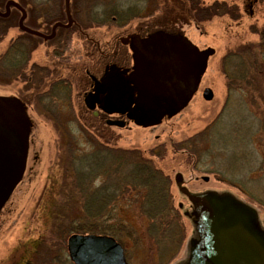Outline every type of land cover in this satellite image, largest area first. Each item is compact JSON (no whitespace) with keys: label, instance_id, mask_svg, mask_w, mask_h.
Here are the masks:
<instances>
[{"label":"rangeland","instance_id":"374dc122","mask_svg":"<svg viewBox=\"0 0 264 264\" xmlns=\"http://www.w3.org/2000/svg\"><path fill=\"white\" fill-rule=\"evenodd\" d=\"M29 1L32 4L24 8L14 5L20 4V0H0V95L26 93L29 85L23 74L27 70L30 78L31 66L37 63L44 68L42 74L46 75L47 70L49 84L61 77L69 82L72 105H75L78 76L85 74V67L93 65L95 60L94 67L98 69L100 59L109 52L114 56L113 61L120 63L128 49L122 44V38L131 34L148 37L171 33L189 40L199 49H216L205 75L214 98H203L190 107L173 131L170 126L160 127L153 134L146 130L113 128L112 141L99 139L100 132L83 112L74 109V115L69 117L67 103L65 108L62 106L61 125L55 122L58 139H51L54 126L36 116V129L45 140V150L37 164L42 172L30 178L28 191L17 201L18 206L11 205L14 212L11 223L15 221V224L0 233V264H73L68 256L67 238L89 232L113 236L124 244L128 264H178L186 256L184 244L189 224L182 216L173 185L169 186L170 180L162 179L159 183L160 179L155 178L157 173L154 178L151 173L144 176L140 166L143 160H148L151 169L156 166L168 176L180 170L190 177L192 169L202 174L193 167L191 148L182 145L187 154L174 147L178 149L180 142L193 136L196 142L193 150L204 154L209 147V144L202 147L206 133L210 141L213 139V150L226 153L228 159L224 162L219 156L211 159L209 165L215 170L210 173L211 180L191 186L234 189L240 198L258 209L264 226V131L258 126L262 123L264 128V0H65L72 7L70 18L79 25L80 32L76 28L68 33L65 29L58 30V36L60 33L64 36L62 54L55 51L58 42H41L21 28L28 23L27 12L35 10L40 15L36 25L47 30L44 26L48 25L47 19L50 21L51 16H58L57 12L64 9L62 0H50V4ZM47 11L51 16L47 17ZM21 37L24 39L18 45L23 51L22 60L15 58L13 61L18 64L11 66L13 62L9 65L7 55L12 57L15 52L7 54L8 48ZM130 50L134 52L132 46ZM232 51L237 53L231 54ZM242 104L253 109L258 122L246 113L248 110ZM238 107L243 109L235 119ZM49 108H55L53 103L46 104V109ZM37 109L44 113L38 104ZM244 113L249 115V121L240 124ZM250 137L257 152L250 147ZM96 139L103 143L98 148L103 151L102 155L106 142L116 148L112 152L107 193L99 189L97 182L94 187V183L90 185L98 165H90L86 155H80L81 163L78 160L79 179L76 176L61 182L67 166L62 158L68 160L69 149L75 153L91 150L87 140ZM237 150H245L247 158L243 167L226 170L232 158L241 154ZM249 160L256 170L248 178L238 183L222 179L223 173L235 179L244 177ZM106 167L101 165L100 176L104 178ZM87 173L91 174L89 181L84 176Z\"/></svg>","mask_w":264,"mask_h":264},{"label":"water","instance_id":"95a60500","mask_svg":"<svg viewBox=\"0 0 264 264\" xmlns=\"http://www.w3.org/2000/svg\"><path fill=\"white\" fill-rule=\"evenodd\" d=\"M68 7L66 2L70 17ZM56 25L61 23L53 28ZM21 28L39 33L23 25ZM128 41L136 49L138 59L134 78L143 85L136 99L130 94L128 101L123 88L110 89L103 108L126 114L139 126L160 122L182 106L184 99H190L205 63L215 53L213 47L198 50L171 33L148 37L131 34L124 42ZM116 77L111 75L103 83H96V93L105 92ZM204 97L212 99L210 88H206ZM173 100L175 104L170 105ZM116 123L121 126L125 122ZM29 134L30 121L23 104L13 97L0 96V210L24 175ZM181 192L191 198L193 210L186 214L195 217L198 236L191 239L189 256L182 264H264V227L254 206L229 192L194 193L186 187ZM68 248L75 264H128L124 247L108 235L74 234Z\"/></svg>","mask_w":264,"mask_h":264},{"label":"flooded vegetation","instance_id":"af4514ba","mask_svg":"<svg viewBox=\"0 0 264 264\" xmlns=\"http://www.w3.org/2000/svg\"><path fill=\"white\" fill-rule=\"evenodd\" d=\"M68 8H69V12H70L72 10L71 9L72 7L69 6ZM64 22H60L61 25H56V27L53 29H52V27H54V25L56 23L54 22L53 24H50L51 29L45 30L46 32L44 30H38L39 28L36 29V31L39 33L30 32L28 30H24L23 32L29 34V36H31L32 38L40 39L41 42L44 40H46V41L48 40L49 43L50 42H53V43L58 42L59 46L55 45L56 46L55 51L58 54H62L64 48L61 46V40L63 39L64 36H61L62 34H59V36H58V30L59 29H65L66 30L65 32L68 33L69 30H71V28H76V31L78 33L80 32L79 25H77V23L74 20L67 21L65 23ZM42 25H44V22L42 23ZM48 25H44V26H48ZM30 29H34V28L30 27ZM82 33L86 34V32H83V31H82ZM66 36H69V35H66ZM125 39L126 38L123 39L122 44L125 46V48H128V49H127V52L124 54V58L120 59L121 60L120 63L114 62L113 61L114 56H112L113 54L111 52H109V53L105 54V57L100 59V62L98 64V67H99L98 69H96V67H94V65H96L95 64L96 60H95V61H93V65H89L88 67H85V70H84L85 74L78 76V78L75 81L76 90H77L76 91L77 96H75V105H77L78 107H76L75 105H72V100H71L72 90H71L69 82L61 77V78H57L56 80L51 81L49 84L47 77H46V75L48 74L47 70L45 71L46 75L42 74L44 68L38 66L37 63H34L31 66L30 78H28V76H27V73H28L27 70L23 74V76H25L27 78L26 84L29 85V87H27L28 91L26 93H21L20 91H17L14 95H9V97H13L15 99H18L23 104V106L26 110V113L29 117V121H30V134H29L27 162H26V168H25L24 175H23L21 181L19 182V184L16 186V188L12 192L8 201L5 203L3 208L0 210V233H2L8 225L15 224V221L13 223H11V218L14 215V212H11L12 206L17 207L18 206L17 201L21 199L22 194L27 193L28 186L30 184L29 182L31 181L30 178L36 177V176H38L39 172H42L41 170L37 169V164L39 163V158H41L42 152L45 150V148H43L45 145V140L41 136V134L38 133V131L36 129V125H35V122H36L35 117L36 116H40V119L43 120L45 123H47V125L54 126L52 128L53 129V136H51V139L52 140H55L56 138L58 139V134H57L58 130H57V127L55 125H56V123L58 125H61V118L63 115V112H62L63 107L65 108V105L67 103L68 110L66 111V114H67V112H69V115H71L69 117H72L74 115L73 114V113H75L74 109L75 110L77 109L79 111V113H80V111H81V113L83 112V114L86 115V118L89 121L94 123L93 126L95 128H97V131L100 132L97 135V136H99V139L104 138V139H109L110 141H112L114 138L113 133H112L113 128H120L122 130H127V131H138V130H144L145 131L146 130L150 134H153V133H157V131H155L156 129L159 131V130L163 129L165 126H170L172 131H173L174 127L177 124V121L182 120L184 118L186 111L190 107H192L193 105H196L197 103L202 102L206 88H211L208 85V83L205 82V75L207 74L208 68H209V60H208L205 63L203 73L200 76V79L196 85V89H195L192 97L190 99H184V103L182 106H180L178 109H176L175 112L165 115L161 119L160 122L155 123V124H148L146 126H139L136 123H134L133 120H130L126 114L117 113V112L113 113V112L106 111L103 108L104 99H105L106 95L108 94V91H110V89H113L114 87H118L120 89L123 88L122 90L125 92L124 96H125L126 100L128 101L130 94H132L133 100L136 99L138 89H139V87H141L143 85L142 83L137 82L136 79L134 78V71H135L136 66L138 64L136 49L132 45L131 41L124 42ZM187 41L190 42L189 40H187ZM130 46H132V48H134V52H131ZM197 49L202 50L199 48H197ZM215 53H216V49H215ZM236 53H237L236 51H232L231 54H236ZM102 54L103 53H100V55H102ZM115 55H117V54H115ZM111 75H114L117 77L113 78L112 84L108 85V87H107L108 89L105 88V92H103V93L102 92L96 93V90H97V84L96 83H103L106 80V78L108 76H111ZM121 77H123V79ZM17 81L18 80H15V82H17ZM98 90L101 91L102 89H98ZM0 96H2V95H0ZM212 98H214L213 89H212ZM68 101H70L71 104H69ZM48 102L53 103L55 108L46 109V104ZM37 104L40 105L44 109L43 114L38 111ZM59 104H61V105L59 106ZM173 104H175V100H173L170 105H173ZM133 105H134V103H133ZM233 108L235 109L236 106H234ZM244 108H245V110L246 109L248 110V111H246V113L248 112L254 118L253 119L254 121L258 120L257 116H255L253 109L251 107L244 106ZM55 109L57 110L56 113L53 112ZM58 109L60 110V115L58 113ZM240 109H243V108L238 107L237 111H235V115H236L235 119L239 117ZM248 117H249V115H245V113H244V117L241 119L240 124H242L244 122H248L249 121ZM73 118L75 121L76 117H73ZM74 121H70V123H74ZM117 121H124L125 123H124V125L119 126L116 123ZM256 122H258V121H256ZM75 123L79 125V123H77L76 121H75ZM258 126L259 127L262 126L261 129H259V130L264 131L262 123H259ZM160 127H161V129H159ZM217 131H218V128H217ZM255 133H256V131H255ZM56 134H57V136H56ZM171 134H172V132H171ZM155 136H157L156 138H158L159 134H156ZM192 138H193V136L190 137L189 139H186V140L180 142V144L178 145V149H177V147H174V148L176 151L179 150L180 152H182V151L186 152L185 147L184 146L182 147L183 144L186 147L191 148L193 151V154H190V155L192 156L193 161H194L193 167H194V169L195 168L199 169L202 174H197L192 169V171H191L192 174L190 177H186L185 174L180 170H176L172 175L168 176L160 168H158L156 166H154V168L151 169V167L148 164V160H143V162H141L142 166H140V168H141L140 171L142 172L141 174H145L144 176L148 177V175L151 173L153 175V178H154L155 174L157 173L155 178L160 179L159 183L162 182V179L163 180H166V179L170 180L169 186L171 187L173 185V187L175 189V194L178 197L177 198L178 205L180 206V211L182 213V216H183V218H185V220L189 224V230L187 232V241H186V244H184L185 245L184 247L187 249L186 256L178 264L184 263V261L188 258V256H189V245H190L191 239H198L196 229H195V222H194L195 217L194 216L191 217L190 215L188 216L186 214L187 211L192 212V210H193L191 198L188 195H185L184 193H182L181 189L186 187L190 192H194V193H202V192L209 191V190L217 191L219 193L229 192V193L235 195L236 197H238L239 199L242 200V198H240V196L232 188L210 187V186L198 188V187L191 186L192 183L209 182L211 180L210 173H212L214 170V167L209 165L211 159L215 158L216 156H219V158L221 157L223 162L228 159V156L226 153L220 152V151L216 152L215 150L212 149L213 139L210 141L209 135L207 133H206V138L204 139L205 143L202 144V147L206 144H209V147H208V150L204 154H198L196 150L195 151L193 150V148L196 145V142L193 141ZM235 138H237V135ZM235 138H234V140H235ZM252 139H253V137H250V139H249L250 140V147L254 150V152H257L256 147L253 144ZM87 143H89L91 145V148H93V149L90 148L91 150L86 149L85 151L80 152V150L78 151V150L73 148L75 151L79 152V153H75L70 148L69 153H67L68 160L65 158H62L63 159L62 161L65 160L67 166H66V168L64 166V171H63L64 173L62 175L61 182H63V183L68 182L70 179L75 178L76 176L79 179L80 173H81L80 172L81 166L78 168V165H79L78 160L81 163L82 161L79 159L80 155H86L85 158L90 160L89 161L90 165L97 163L98 166L94 170V171H97L96 176L94 178H91V174L89 175L87 173L84 175L85 179L87 181H89V178H91L90 185H92V183H94V185H93V187H94L96 185V182H97L98 186L100 187L99 189H104L105 192L107 193L108 188L110 186L109 183L111 181V168H112L111 163H112V159H113L112 152L116 148L110 146L109 142H106L104 144V147H105L104 148V154L102 155L101 153H103V151H99V149H98L99 146L101 144H103L102 142H100L98 139H96L92 142H88V140H87ZM53 145L55 146L54 143H53ZM58 146H59V144H58ZM132 150L133 149H126L125 151L131 152ZM237 151L239 153L241 150H237ZM244 154H245V150H242L239 157L235 155V157L232 158V162L227 165L226 170H229V171L233 170L234 171L236 166L243 167V162L245 161V158H247L246 155H244ZM122 162H124V161H122ZM102 164L107 166L106 167L107 170L104 171L105 178L103 176H100V174H101L100 170H101ZM248 164H249V169L246 172L247 174H245L244 177L239 176L240 178L235 179L233 176L232 177L230 175L227 176V173H223L224 175H222V179H226L227 181H230L231 183H238V182H240V180L248 178V175L256 170V168L252 164L251 160H249ZM50 166L51 165H49V167ZM134 166H135V164H134ZM26 174H28V176ZM179 174H180V176H178ZM225 176H227V177H225ZM102 178H103V181H102ZM99 179H101V180H99ZM133 188H135V187H133ZM216 188H219V189H216ZM31 195H32V193L30 194L29 199L31 198ZM43 197L44 196H42L40 199H42ZM243 201H245V200H243ZM246 203H248V202H246ZM21 215H22L21 213L18 215L19 216L18 220L20 219ZM262 226H263V224H262ZM75 234H80V233H75ZM89 234L106 235V234H102L100 232H98V233L89 232V233H84L82 235H89ZM72 235H74V234H71L67 238L68 253H69L68 241ZM68 256H69L70 261L73 264H75L74 261L72 260L71 256H70V253Z\"/></svg>","mask_w":264,"mask_h":264},{"label":"trees","instance_id":"16d2710c","mask_svg":"<svg viewBox=\"0 0 264 264\" xmlns=\"http://www.w3.org/2000/svg\"><path fill=\"white\" fill-rule=\"evenodd\" d=\"M32 4L29 0H20V4H18L20 7H24L25 8V6H27L28 4ZM36 4L38 3L39 4V2H38V0L35 2ZM62 3H63V5H65V3H66V1L65 0H62ZM41 4H50V0H42V3ZM27 12V11H26ZM52 14H54V12H52ZM46 15H47V17H49V15H50V12L49 11H47L46 12ZM56 15H58V16H51V19H50V21H49V19H47L48 21H46L49 25L48 26H46V28L45 29H47V30H49V29H51V25H50V23L51 22H57V21H63V18L65 17V9H61V11L59 10L58 12H57V14ZM39 18H40V15H37L36 13H35V10H31L30 12H27V16H26V21L28 22V23H26L27 25H29V26H31V27H33V28H36V29H40V30H42L43 28L42 27H39V26H37L36 25V23H37V21L39 20ZM65 19H66V17H65ZM53 23H51V24H53ZM44 30V29H43ZM62 30V29H61ZM61 34V33H60ZM22 39H17L14 43L12 42V45H10V47L8 48L9 50H8V52H7V54H10V53H12V52H15L14 53V55H12V57L10 56V55H7V58H8V62H9V65H10V61L11 62H13L12 64H11V66L12 65H15V64H18V62H16V61H13L15 58L18 60V61H21L22 60V50L20 49V46L18 45V43H19V41H22L23 39H24V37H21ZM25 43V42H24ZM18 46H17V45ZM21 50V51H20ZM21 56V57H20ZM6 58V59H7ZM21 63V62H20ZM212 149H214L213 147H212ZM108 232V231H107Z\"/></svg>","mask_w":264,"mask_h":264}]
</instances>
